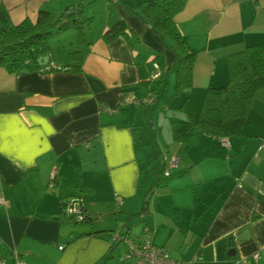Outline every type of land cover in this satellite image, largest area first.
Masks as SVG:
<instances>
[{
  "label": "crops",
  "instance_id": "crops-1",
  "mask_svg": "<svg viewBox=\"0 0 264 264\" xmlns=\"http://www.w3.org/2000/svg\"><path fill=\"white\" fill-rule=\"evenodd\" d=\"M144 1L0 0L13 24L35 22L40 10L59 16L77 8L92 18L67 62L48 55L49 67L79 64L80 71L0 68L1 259L11 263L17 252L25 264H125L118 232L185 264H264V88L227 146L201 132L185 143L171 135L173 121L197 119L206 89L227 84L229 54L251 44L264 53V0L185 1L174 19L195 60L191 86L179 90L173 50L128 9ZM117 21L126 34L106 40ZM154 64L163 76L155 84ZM168 88L167 118L152 115V131L141 136L140 108L157 106L158 90ZM126 95L154 102L125 105ZM73 199L84 222L63 215Z\"/></svg>",
  "mask_w": 264,
  "mask_h": 264
},
{
  "label": "trees",
  "instance_id": "trees-1",
  "mask_svg": "<svg viewBox=\"0 0 264 264\" xmlns=\"http://www.w3.org/2000/svg\"><path fill=\"white\" fill-rule=\"evenodd\" d=\"M185 1L147 0L134 7L128 6L129 11L148 24L161 37L164 45L173 50L177 64V90L191 86V72L195 60L194 55L185 48L174 19ZM91 19L82 9L74 14L66 12L59 16L40 10L35 22L24 19L18 24H13L6 9L0 5V68L11 75L36 71L41 73L54 70L80 71L79 64L68 63L62 68H52L48 63L39 65L37 60L50 54L47 44L50 37L72 28L78 30L80 34V30L89 24ZM125 34L124 23L117 21L107 30L104 38L111 40ZM79 37L81 39V34ZM72 55L73 53L71 58ZM227 68L229 78L227 84L206 89L195 121L172 122L171 135L175 143L187 142L196 132L216 139H226L240 134L254 93L264 88V53L261 46L251 44L229 54ZM163 172L161 171V175ZM151 194L152 190L143 201V212ZM85 218H88L86 212Z\"/></svg>",
  "mask_w": 264,
  "mask_h": 264
},
{
  "label": "built area",
  "instance_id": "built-area-1",
  "mask_svg": "<svg viewBox=\"0 0 264 264\" xmlns=\"http://www.w3.org/2000/svg\"><path fill=\"white\" fill-rule=\"evenodd\" d=\"M162 77V71L156 64L153 65L152 72L150 74L149 81L156 82L159 81ZM137 98L134 95H126L123 98V103L127 105L128 103L134 102L137 103ZM143 104L154 102L153 97H145L138 101ZM223 146H227L228 143L226 139H221ZM258 150L264 153V142H261L258 146ZM164 161H167L169 167H176L177 159L175 157H164ZM165 176H168L167 171L164 172ZM54 179V173L49 176V184L51 185ZM0 205H6L5 200L0 193ZM63 215L75 222H84L85 211L81 203L77 199L68 201L62 208ZM115 239L118 241H123L126 246V251L123 255V260L125 264H185L181 263L170 257L169 253L164 248H156L150 244L146 239L143 241H130L126 236L116 232ZM62 249V247H59ZM253 260H257L258 254H253ZM11 263L5 259L0 258V264H25L17 252L11 253ZM246 258L238 259L233 264H245ZM186 264H192L188 262Z\"/></svg>",
  "mask_w": 264,
  "mask_h": 264
},
{
  "label": "rangeland",
  "instance_id": "rangeland-1",
  "mask_svg": "<svg viewBox=\"0 0 264 264\" xmlns=\"http://www.w3.org/2000/svg\"><path fill=\"white\" fill-rule=\"evenodd\" d=\"M58 15V14H57ZM85 27H83L80 31L82 33H84L85 36ZM79 38H78V30H74V29H69L65 32H62L58 35H55L53 37H50L48 39V46L50 47V51H51V56L53 58V60H55L57 63H64L67 62L68 59H70L68 53L70 51H74L77 50L81 45H83V43L79 42ZM161 90V89H160ZM169 88L168 90L164 93L158 90V96H157V101H158V105H151L149 106H145V107H141L140 111H139V115H140V119H139V125H138V132L144 133V132H148V131H152L150 129V125L153 123V119L151 118L152 115H155V119L154 121L156 122V120L161 121H165V119L167 118V115L165 114L166 111H168V109L166 107H168L170 105V100L171 98L168 96L167 98V94H169ZM148 108H152V114L149 113L147 114V112L145 111ZM145 109V110H144ZM145 114V115H144ZM163 121V122H164ZM142 136V134H141ZM150 144H152V141L149 142ZM155 144L154 140H153V145ZM149 150V149H148ZM160 163H161V159H160ZM138 218V217H137ZM133 219L136 222L133 223L134 227L136 226V224L139 222L138 219Z\"/></svg>",
  "mask_w": 264,
  "mask_h": 264
},
{
  "label": "water",
  "instance_id": "water-1",
  "mask_svg": "<svg viewBox=\"0 0 264 264\" xmlns=\"http://www.w3.org/2000/svg\"><path fill=\"white\" fill-rule=\"evenodd\" d=\"M78 11H81V10H79V9H77V8H70V9H68V14H74V13H76V12H78ZM48 56H45V57H42V58H39L38 60H37V63L39 64V65H46L47 64V62H48Z\"/></svg>",
  "mask_w": 264,
  "mask_h": 264
}]
</instances>
